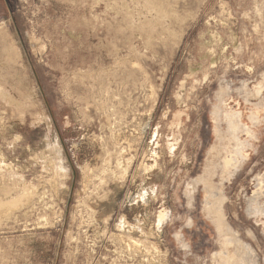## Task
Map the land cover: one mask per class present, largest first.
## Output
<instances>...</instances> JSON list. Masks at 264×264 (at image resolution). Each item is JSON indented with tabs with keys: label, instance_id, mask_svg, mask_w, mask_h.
Here are the masks:
<instances>
[{
	"label": "rangeland",
	"instance_id": "1",
	"mask_svg": "<svg viewBox=\"0 0 264 264\" xmlns=\"http://www.w3.org/2000/svg\"><path fill=\"white\" fill-rule=\"evenodd\" d=\"M0 29V199L35 191L0 264H223L199 178L231 123L225 220L264 264V0H0Z\"/></svg>",
	"mask_w": 264,
	"mask_h": 264
},
{
	"label": "bare ground",
	"instance_id": "2",
	"mask_svg": "<svg viewBox=\"0 0 264 264\" xmlns=\"http://www.w3.org/2000/svg\"><path fill=\"white\" fill-rule=\"evenodd\" d=\"M161 8V7H160ZM165 13V12H164ZM164 16H165V14H164ZM4 26V25H3ZM1 30V34H2V30L3 29H0ZM0 34V35H1ZM8 40V39H7ZM8 47V48H7ZM6 47V53H7V55L8 56H10V57H12V55H13V53H14V49L13 48H11V47H9V46H7ZM13 47H14V44H13ZM16 49H18V48H16ZM19 50V49H18ZM20 52V51H19ZM2 53H4V52H2ZM11 53V54H10ZM16 57V56H15ZM18 57V56H17ZM13 58V57H12ZM16 60V59H15ZM14 60V61H15ZM13 61V60H12ZM11 62V61H10ZM185 80V79H184ZM180 85H181V83H180ZM183 85V84H182ZM183 88V87H182ZM179 90V89H178ZM221 91V90H220ZM219 91V92H220ZM223 91V90H222ZM177 92V91H176ZM258 92H260V90L258 91ZM222 93V92H221ZM250 93H251V91H250ZM253 93V92H252ZM176 94V93H175ZM179 94V93H178ZM256 94V93H255ZM218 95V94H217ZM220 95V94H219ZM176 96H177V94H176ZM221 97V96H220ZM177 99H178V97H177ZM220 101V100H219ZM215 108V110L216 111H219V109H220V106L218 105V106H216V107H214ZM215 110H214V112H215ZM213 112V113H214ZM239 112V111H238ZM178 113V112H177ZM239 114V113H238ZM235 113H230V112H228L227 113V116L228 117H232L233 116V118L232 119H234L235 118ZM176 116H177V114H176ZM181 116V115H180ZM187 116V115H186ZM238 116V115H237ZM253 116V115H252ZM188 117V116H187ZM180 121V120H179ZM220 121V120H219ZM231 122V121H230ZM235 122V121H234ZM172 123V122H171ZM221 124V123H220ZM232 124V123H231ZM231 124H229V125H227L225 128H220V127H218V125L216 124V126H215V133H216V137H217V143L215 144V146L210 150V156L208 157V162H207V165H206V167H205V174L201 177L200 176V178L199 179H201L202 180V182L205 184V186L207 187V188H209L210 190H213V189H219L220 190V192H219V195L220 196H215V195H213L212 194V192H211V194L209 195V202H207V207L205 208V211H206V213L208 214V216L211 218V220L214 222V224L216 225V228H217V230H218V232H219V234H220V243H221V248L222 249H220L221 251L218 253V254H216V255H218L219 257V259H221L220 261H221V263H223V264H239V262L241 261V259H242V255H243V253L245 252V247L243 246V242H242V240L239 238V236L237 235V233L235 232V231H233V230H231L230 229V227L227 225L228 223H226L227 221L225 220V210H223V208L224 207H222L223 205V200H224V195H223V193H224V187H223V184H224V180L225 179H227L228 180V178H231L233 175H234V173H235V170L237 169H239L240 167H241V165H242V161H243V158L245 157V153H244V151L243 150H240V154H241V157H239V155H238V157H237V155L236 156H229V154L230 153H232L233 151H235V150H238V147L239 146H241L243 143H242V139H241V135H236V130L238 129L237 127V129H234V127H233V125H231ZM234 124V123H233ZM236 124V123H235ZM239 124H241V123H239ZM246 124V123H245ZM174 125V124H173ZM247 125V124H246ZM184 126V125H183ZM235 126V125H234ZM239 126V125H238ZM240 127H241V125H240ZM239 127V128H240ZM244 127V126H243ZM242 128V127H241ZM245 128V127H244ZM177 129H178V127H177ZM241 130V129H240ZM157 131V130H156ZM241 133V132H240ZM239 134V133H238ZM155 136H156V134H155ZM184 137V136H183ZM174 138V137H173ZM161 140H163V139H161ZM164 141V140H163ZM171 143V142H170ZM173 143V142H172ZM167 144H168V142H167ZM223 145H227L228 146V148H229V150H226V148H224L223 147ZM174 146V145H173ZM176 147V146H175ZM57 148V147H56ZM53 149V148H52ZM170 149V148H169ZM174 149V148H173ZM240 149V148H239ZM48 150V149H47ZM120 150V149H119ZM172 151V150H171ZM239 151V150H238ZM53 152V151H52ZM61 152V151H60ZM155 153V152H154ZM58 154H60V153H58ZM57 154V155H58ZM48 155V154H47ZM120 155V154H119ZM247 155V154H246ZM58 156H60V155H58ZM120 157V156H119ZM61 158V157H60ZM59 157H58V159H60ZM109 158V157H108ZM108 158H107V160H108ZM116 158V157H115ZM62 159V158H61ZM60 159V160H61ZM106 159V158H105ZM246 159V158H245ZM59 160V161H60ZM62 161V160H61ZM104 161H106V160H104ZM119 161H120V159H119ZM117 162V161H116ZM132 162V161H131ZM62 163V162H61ZM107 163H108V161H107ZM109 163H110V161H109ZM129 163V162H128ZM2 164V163H1ZM57 164L59 165L60 163H58V161H57ZM112 164V163H111ZM117 164V163H116ZM5 166H6V164H4ZM50 165H52V164H50ZM63 165V164H62ZM107 166V165H106ZM116 166V165H115ZM0 167H1V165H0ZM53 167V166H52ZM60 167H62V166H60ZM114 168V167H113ZM116 168V167H115ZM114 168V169H115ZM2 169V168H1ZM4 169V168H3ZM6 169V168H5ZM61 169H63V167L61 168ZM61 169H59V170H61ZM56 170V169H55ZM57 170H58V167H57ZM102 170V169H101ZM100 170V171H101ZM118 170V169H117ZM9 171V170H8ZM66 171V170H65ZM64 171V172H65ZM94 171V170H93ZM121 171V170H120ZM3 172V171H2ZM53 172V171H52ZM62 172H63V170H62ZM62 173V174H65V173ZM90 172V171H89ZM92 172V171H91ZM124 172V171H123ZM9 173V172H8ZM12 173V172H11ZM60 173V172H59ZM84 173H85V171H84ZM94 173V172H93ZM104 173V172H103ZM0 174H1V171H0ZM3 174H4V172H3ZM14 174V173H13ZM11 175V174H10ZM14 175H16V174H14ZM56 175V174H55ZM85 175V174H84ZM83 175V176H84ZM89 175V174H88ZM93 175V174H92ZM3 176V175H2ZM4 176H5V174H4ZM12 176V175H11ZM10 176V177H11ZM60 176H62V175H59V177ZM68 176V175H67ZM91 176V175H90ZM7 177V176H6ZM9 177V178H10ZM104 177V176H103ZM8 178V177H7ZM12 178V181H13V179H14V177H11ZM66 178V177H65ZM216 178H218V181H217V179ZM60 179V178H59ZM264 179V178H263ZM2 180H3V178H2ZM2 180H1V182H2ZM14 180H16V179H14ZM53 180V179H52ZM91 180V179H90ZM102 180V179H101ZM230 180V179H229ZM57 181H58V178H57ZM63 181V180H62ZM100 181V180H99ZM11 182V181H10ZM15 182V181H14ZM19 181H17V183H18ZM59 183H61L60 181H58ZM93 182V181H92ZM97 182V181H96ZM263 182H264V180H263ZM8 183V182H7ZM56 183V182H55ZM103 183H104V181H103ZM102 183V184H103ZM221 183V185H218V184H220ZM260 184L262 183V182H259ZM2 184H3V182H2ZM15 184V183H14ZM65 184V183H64ZM264 184V183H263ZM8 185V184H7ZM60 185V184H59ZM93 185H94V183H93ZM262 185V184H261ZM15 187H16V184L14 185ZM55 186V185H54ZM90 186V185H89ZM10 187V186H9ZM9 187H7V189L9 188ZM14 187V188H15ZM20 187V186H19ZM18 187V188H19ZM26 187V186H25ZM30 187V186H29ZM60 187V186H59ZM93 187V186H92ZM262 187L263 186H261V188L258 190V191H256V197H258L259 196V194L261 193V194H263L264 193V188L262 189ZM6 188V187H5ZM34 188V187H33ZM55 188H56V186H55ZM11 189H12V186L10 187V191H11ZM88 189V188H87ZM97 189V188H96ZM18 190V189H17ZM90 190V189H89ZM5 191V190H4ZM10 191H8V192H10ZM96 191H99V189L98 190H96ZM2 193H4L3 191H1ZM13 192V191H12ZM15 192V191H14ZM20 192H21V190H20ZM19 192V196H13L14 198H11L10 197V199L8 198L7 200H1L0 199V211H1V213L3 214V215H8V214H10V212L12 211V208H14V207H17V206H19V204H25V202L26 203H28L31 199H32V197L35 195L34 193H35V191H34V189H32V188H28V187H26V188H24L23 187V190H22V192L20 193ZM37 192H39V191H37ZM92 192V191H91ZM90 192V193H91ZM93 193V192H92ZM5 194H6V192H5ZM34 194V195H33ZM260 194V195H261ZM17 195H18V193H17ZM1 198V197H0ZM4 198V197H3ZM2 198V199H3ZM6 198V197H5ZM34 198V197H33ZM34 201V200H33ZM31 203H32V201H30ZM29 204V203H28ZM33 204V203H32ZM31 204V205H32ZM27 205V204H26ZM34 205H36V204H34ZM257 205H258V203H257ZM24 206V205H23ZM29 206V205H28ZM260 206V205H259ZM35 207V206H34ZM19 209H20V207H19ZM23 209V208H22ZM14 210H15V208H14ZM13 212V211H12ZM20 212V211H19ZM15 213V212H14ZM2 215V216H3ZM5 218V217H4ZM163 218V217H162ZM227 219V218H226ZM16 221V220H15ZM263 224V223H262ZM229 236H231V237H229ZM132 241V240H131ZM137 241V240H136ZM134 242V241H133ZM134 244H135V242H134ZM136 245V244H135ZM138 245V244H137ZM215 260V259H214ZM219 261V262H220ZM218 261H217V263H219Z\"/></svg>",
	"mask_w": 264,
	"mask_h": 264
}]
</instances>
